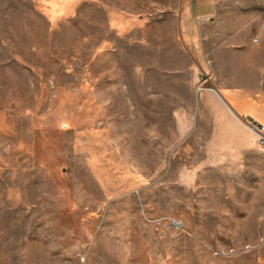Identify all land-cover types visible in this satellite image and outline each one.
Instances as JSON below:
<instances>
[{"label": "rangeland", "instance_id": "obj_1", "mask_svg": "<svg viewBox=\"0 0 264 264\" xmlns=\"http://www.w3.org/2000/svg\"><path fill=\"white\" fill-rule=\"evenodd\" d=\"M260 55L264 0H0V264H264Z\"/></svg>", "mask_w": 264, "mask_h": 264}, {"label": "crops", "instance_id": "obj_2", "mask_svg": "<svg viewBox=\"0 0 264 264\" xmlns=\"http://www.w3.org/2000/svg\"><path fill=\"white\" fill-rule=\"evenodd\" d=\"M257 77V83L253 88V93L255 95H253L252 100L250 101V108L245 107V103L241 102L242 98L239 95H236L232 89H228L227 91V101L235 110V113L237 114L235 116L238 117H236V119L241 127L250 128V124L256 123L262 127L264 133V55L259 56ZM243 91H247V88L244 87ZM243 100H247V98H243ZM239 118H242L243 121ZM256 144L255 137H251L244 138L237 145H239L242 151H250L251 149H254L253 147H255Z\"/></svg>", "mask_w": 264, "mask_h": 264}, {"label": "built area", "instance_id": "obj_3", "mask_svg": "<svg viewBox=\"0 0 264 264\" xmlns=\"http://www.w3.org/2000/svg\"><path fill=\"white\" fill-rule=\"evenodd\" d=\"M249 127L255 132L256 136L258 137L259 145L264 148V133L262 127L257 125L256 123L250 124Z\"/></svg>", "mask_w": 264, "mask_h": 264}]
</instances>
